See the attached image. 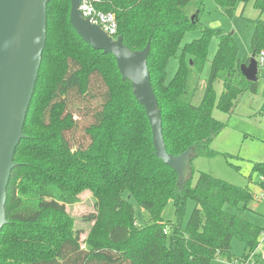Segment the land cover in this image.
Segmentation results:
<instances>
[{
	"label": "trees",
	"instance_id": "1",
	"mask_svg": "<svg viewBox=\"0 0 264 264\" xmlns=\"http://www.w3.org/2000/svg\"><path fill=\"white\" fill-rule=\"evenodd\" d=\"M243 15L251 0H215ZM197 12L190 15L189 7ZM255 21L252 54L264 51V0ZM96 7L115 16L117 36L132 50L150 42L148 66L162 114L166 149L179 155L213 157L215 138L228 123L214 109L231 113L246 93L258 94L259 81H248L233 36L205 26L199 18L203 0H97ZM70 0H48L47 40L7 188V224L0 235V264H210L233 260L232 241L244 242L243 263L255 251L264 226L226 207L245 210L255 198L241 187L194 170L183 185L177 172L158 158L145 108L124 80L116 58L93 48L70 21ZM200 36L181 46L188 31ZM219 40L198 104L194 103L205 69L209 43ZM178 67L168 79V65ZM221 81L218 94L215 83ZM264 113V102L261 106ZM264 187V162L254 165ZM90 191L96 212L86 238L76 230L67 206ZM127 195V196H126ZM130 198L149 213L137 223ZM196 206L183 223L187 200ZM173 201L176 220L162 216Z\"/></svg>",
	"mask_w": 264,
	"mask_h": 264
},
{
	"label": "water",
	"instance_id": "2",
	"mask_svg": "<svg viewBox=\"0 0 264 264\" xmlns=\"http://www.w3.org/2000/svg\"><path fill=\"white\" fill-rule=\"evenodd\" d=\"M70 21L79 36L93 48L112 54L124 80L145 108L151 125L158 158L177 172L179 185L192 173L193 149L172 155L166 149L162 114L153 90L148 66L150 42L142 50H132L122 36H110L99 25L83 16L81 0H70ZM48 0H0V235L7 224V188L16 148L24 138V125L36 86L47 40ZM241 73L251 82L259 80L255 54L241 64Z\"/></svg>",
	"mask_w": 264,
	"mask_h": 264
},
{
	"label": "rangeland",
	"instance_id": "3",
	"mask_svg": "<svg viewBox=\"0 0 264 264\" xmlns=\"http://www.w3.org/2000/svg\"><path fill=\"white\" fill-rule=\"evenodd\" d=\"M236 5L232 13L226 11L224 6L215 0H203V7L200 11V21L205 26L222 28L233 36L238 46V59H244L252 55V40L256 30L255 21L260 16V11L253 6L251 0L241 15L242 8ZM190 15H194L197 10L194 6L189 7ZM264 20V14L261 15ZM200 36L199 31H188L181 43V46L191 42ZM219 40L213 37L209 43V51L204 71L200 77V88L194 100L198 104L203 94V87L208 78L211 62L218 47ZM264 52V51H263ZM178 67L177 57L170 59L167 71L168 79H171ZM260 91L258 94L246 93L244 98L237 104L234 111L227 114L218 109H214V116L224 122L227 127L215 138L212 147L219 153L213 157L199 156L191 161L194 170L192 183L198 178L199 172H206L213 177L223 179L232 184L249 187L255 198L249 203L245 210L233 209L229 206V211L237 213L239 216L257 224L264 226V187L256 182L254 165L257 162H264V113H261V106L264 102V67L259 71ZM216 90L220 94L223 90L221 81L215 83ZM127 196V195H126ZM133 204L137 223L145 225L149 219V213L143 210L135 198H130ZM196 203L188 198L183 223L186 224ZM69 215L74 219L76 230L81 231V240L85 239L89 233L92 222L86 221V215L96 212V199L90 191H85L80 195V201L67 206ZM165 221L176 220V212L173 201H170L162 213ZM244 254V242L235 238L232 241L233 260L225 257H217L210 264H242L236 263L234 258H241ZM257 256H253L251 263L264 264L261 255L264 254V245L256 251Z\"/></svg>",
	"mask_w": 264,
	"mask_h": 264
},
{
	"label": "built area",
	"instance_id": "4",
	"mask_svg": "<svg viewBox=\"0 0 264 264\" xmlns=\"http://www.w3.org/2000/svg\"><path fill=\"white\" fill-rule=\"evenodd\" d=\"M97 0H81L79 9L82 12L83 16L89 18L91 22L99 25L104 31H106L110 36L117 37V22L113 14L108 12H103L96 7ZM259 64V71L264 67V52L257 58ZM264 245V230L260 233L258 245L255 251L251 252L248 259L243 261L242 264L251 263L252 257L257 256L256 251L259 247ZM261 258L264 259V254L261 255Z\"/></svg>",
	"mask_w": 264,
	"mask_h": 264
}]
</instances>
